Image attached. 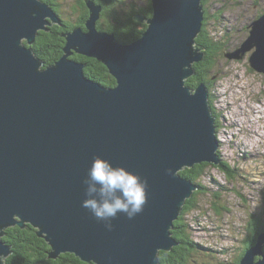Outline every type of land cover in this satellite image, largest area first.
I'll return each instance as SVG.
<instances>
[{"label":"water","instance_id":"1","mask_svg":"<svg viewBox=\"0 0 264 264\" xmlns=\"http://www.w3.org/2000/svg\"><path fill=\"white\" fill-rule=\"evenodd\" d=\"M86 2L85 26L64 33V54L45 66L33 45L50 20L58 22L53 7L0 0V264L11 253L5 230L27 223L51 245L52 258L71 252L95 264H160L158 252L176 243L171 230L182 200L197 188L177 170L218 163L207 88L193 94L186 84L204 58L191 44L201 26L198 0H153L149 28L126 46L98 29L102 8ZM253 24L264 52V15ZM74 53L102 60L116 85L92 82ZM251 64L264 71L260 54ZM96 155L149 183L144 211L132 220L120 214L111 231L81 207ZM261 242L264 230L240 264H264L255 260Z\"/></svg>","mask_w":264,"mask_h":264},{"label":"rangeland","instance_id":"2","mask_svg":"<svg viewBox=\"0 0 264 264\" xmlns=\"http://www.w3.org/2000/svg\"><path fill=\"white\" fill-rule=\"evenodd\" d=\"M124 1L129 2V0ZM132 1H138L136 8L139 11L136 17L139 25L127 34L126 38L133 39L130 43L125 42L124 38L119 39L127 33L126 31L119 32L118 37L112 34L115 36L114 42L119 45L126 46V44H132L141 39L150 26L139 18L142 16L143 9L152 5L153 0ZM204 2L200 5L201 26L194 36L195 42L193 41L192 45L197 43L201 50L210 51L213 54L208 61L205 54L203 60L199 61L209 68L211 73L210 77L202 78L201 82L195 85L197 87H193V83L189 82L190 79H187L186 84L193 90V94L199 85L207 88L208 100L214 109V114H217V124H220L221 121L222 126H220H224V131L221 132L224 134L219 135V131L217 134L216 130L218 148L217 150L213 149L212 153L214 156L216 154L220 156L218 163L210 162L206 166V161H204L196 163L193 167L183 166L181 170L183 172L197 167V170L203 174L201 176L203 179L200 180L202 185L194 182L193 185L197 188L188 194L189 197H186L185 201L183 198L181 207L183 211L180 212L179 217L184 216L181 223L188 225V230L182 237L183 240L187 238L186 240L190 241L192 239V242L200 244L198 245L200 246L199 253L197 250L193 254L188 252L192 264H235L240 255V249L245 247L244 243L246 245L249 243L251 233L255 232L259 237L264 230V222L259 219L258 215L261 216L264 213V195H262L264 194V71L258 70L251 64V54L254 48L243 53L245 48L242 47L246 40L252 36L251 32L248 37L249 31H251V28L248 27L249 23L264 15V0H204ZM58 3L65 4L64 6L60 5L61 10H67L75 1L59 0ZM55 12L57 14L56 10ZM57 17L58 22L50 20L52 26L61 24L58 14ZM204 21L207 24L206 32L203 31ZM51 25L50 27H52ZM47 30H49V26L48 29L40 31ZM228 36L229 38H227ZM260 37L264 40L262 35ZM251 40L257 43L255 37L252 36ZM211 41L223 43V46L221 44L217 48L213 46L214 43H210L209 46L202 44ZM237 44L241 45L237 49L238 51H234V46ZM238 54L243 55L241 58L235 57ZM91 58L102 62L108 68L102 60L96 57ZM109 73L115 78L110 71ZM94 76L86 75L92 82L98 83L97 85L102 87V82L98 79L99 76ZM112 83H114V79L108 82L109 87L116 85V81L115 84ZM215 158L217 157L215 156ZM224 160L225 162L222 163L221 161ZM226 163L229 164L228 169H224ZM185 179L187 182H192L187 177ZM219 194L221 195L218 196ZM188 200H190L189 203H187ZM195 201H197L196 206L193 204ZM184 212L187 213L184 215ZM176 220H174V226ZM252 220L254 222L251 225ZM256 221H259L260 227L254 229ZM257 241L258 239L255 240L254 245L257 244ZM177 245L179 243L176 242L170 249H161L158 252L157 258H159L160 264V258L176 259V254H173L172 250ZM211 247L212 250H206ZM162 251H171L172 258L162 257ZM262 251L264 253L263 248ZM262 255L261 258L264 257ZM6 257H1L4 264ZM183 259L182 257L180 263L183 262ZM217 259L222 261H216Z\"/></svg>","mask_w":264,"mask_h":264},{"label":"trees","instance_id":"3","mask_svg":"<svg viewBox=\"0 0 264 264\" xmlns=\"http://www.w3.org/2000/svg\"><path fill=\"white\" fill-rule=\"evenodd\" d=\"M45 2L49 3L54 10L57 11L58 16L60 17L61 24H54L52 27H49V30L47 31H40L39 35L36 38V41L33 45L34 50L37 52L38 56L40 57L41 61L45 62V66L54 64L63 54V47L66 44V38L63 35L64 33H67L70 30H73L76 27H84L86 20L89 18V8L87 6L86 0H74L75 3L73 5H70L67 10H61L60 5H65L63 3H58L59 0H44ZM97 4H101L103 6V11H101V17L97 21L98 28L107 33L114 34L116 37L119 32L126 31L127 33L119 38L122 40L124 38L126 41L130 43L133 39L126 38L127 34L130 32V30H134L139 23L135 20V17L137 16V12L139 11L136 8V5L138 4V1H132L129 0L128 3H126L124 0H95ZM145 3V2H144ZM205 2H203L204 4ZM140 4V2H139ZM142 4V3H141ZM146 4V3H145ZM67 5V4H66ZM144 5V4H143ZM153 7L151 4L143 9L142 13H145L147 15L153 14ZM77 15V17H75ZM134 27V28H132ZM204 29V30H203ZM203 31H207V24L204 21L203 23ZM252 29V27H251ZM132 30V31H133ZM251 31H249V34ZM224 34L225 32L224 29ZM211 36V34H209ZM210 43H214L213 46L217 47L223 43L220 42H214L211 41L209 43H202L205 46H209ZM218 48V47H217ZM221 48V46H220ZM205 54L207 57V61L209 58L213 55L210 51H206ZM72 58L79 60L83 63H85V74L87 76L95 77L94 75L99 76V80L104 85H110L108 82L114 79V83L116 79L113 78L108 68L105 67V65L102 62H99L95 60L94 58L87 57L85 55H81L78 53H74L72 55ZM195 72L196 74L192 75L191 78H189V82L193 83V87L197 83L201 82L202 78L204 77H210V69L205 67L201 62L194 64ZM104 72V73H103ZM112 77V78H111ZM208 80V79H207ZM209 81V80H208ZM216 115V113H215ZM225 162L222 161V163ZM210 163H205L207 166ZM229 164H224V169H228ZM195 169H188L186 171H180L181 174L184 177H187L191 179L193 182L200 183V180L203 179L201 176L200 170H197V167H194ZM232 170V169H231ZM202 185V184H201ZM217 187L215 186V189ZM207 189V188H206ZM218 191V190H217ZM219 194L218 196H220ZM264 195V194H262ZM217 197V196H216ZM264 199V198H263ZM262 199V200H263ZM194 200V199H193ZM264 201V200H263ZM190 200L187 201L189 203ZM197 201H195L193 204L196 206ZM191 206H193L191 204ZM191 209V208H190ZM187 212H184L185 215ZM259 219L264 222V213L258 214ZM184 218V216H180L179 219L175 221V226L172 231L174 240L179 243L177 247H174L172 250L173 254H176L175 260H167L160 258L161 264H168L167 262H170L171 264H192L189 260V253L193 254L200 246L193 244H189V241L183 240V236H185L186 230H188V227L181 223V220ZM258 218V216H257ZM253 220L250 222V224H253ZM259 221H256V224L254 225V229L258 228ZM5 236H3V239L11 245V253L6 257L5 264H95L94 262H85L83 261L79 256H77L75 253L66 252L62 253L58 258H52L50 257V251H51V245L42 237H40L37 234V228H35L32 224L27 223L25 227H21L19 225L8 227L5 230ZM258 239V234L255 232L251 233V236L249 237V243L246 245L243 249L242 253H240L238 259L235 261V264H240L242 261V257H244L246 250L254 246L255 240ZM188 243V247H186V244ZM183 244V245H182ZM182 245V246H181ZM195 246L194 248H191V246ZM198 246V247H197ZM189 248V249H188ZM189 253H188V252ZM172 252L169 251H162L161 256L165 258H172ZM183 259V262L180 263V260ZM178 254V255H177ZM261 258L260 256H258ZM257 257V260H260ZM190 262V263H189Z\"/></svg>","mask_w":264,"mask_h":264},{"label":"clouds","instance_id":"4","mask_svg":"<svg viewBox=\"0 0 264 264\" xmlns=\"http://www.w3.org/2000/svg\"><path fill=\"white\" fill-rule=\"evenodd\" d=\"M82 183L81 207L102 222L108 231L113 230L112 221L120 214L132 220L144 211L148 201L147 178L102 155L93 157Z\"/></svg>","mask_w":264,"mask_h":264},{"label":"bare ground","instance_id":"5","mask_svg":"<svg viewBox=\"0 0 264 264\" xmlns=\"http://www.w3.org/2000/svg\"><path fill=\"white\" fill-rule=\"evenodd\" d=\"M94 1V3L95 4H97L96 3V1L95 0H93ZM203 2H204V0H198V9H199V12L201 13V8H200V5L201 4H203ZM87 3V2H86ZM97 5H99L101 8H102V10L101 11H103V6L101 5V4H97ZM88 6V5H87ZM152 7H153V14H154V4L152 3V5H151ZM242 6V5H241ZM247 6V5H246ZM234 7V6H233ZM238 7V6H237ZM259 7V6H258ZM240 8V7H239ZM244 8V7H243ZM234 9H236V8H234ZM238 9V8H237ZM251 9H252V7H251ZM241 10H242V8H241ZM253 10V9H252ZM252 10H250V11H252ZM234 11V10H233ZM240 13H241V11H240ZM153 14H151L150 16L149 15H147V14H145V13H142V16H143V19L145 20V22L147 23V24H149V19H151V17H152V15ZM240 15V14H239ZM262 15V14H261ZM256 16V15H255ZM250 19V18H249ZM255 19V18H254ZM135 20L138 22V20H137V18L135 17ZM251 20V19H250ZM254 22H251V23H249V25H248V27L249 28H251L252 27V29H251V32H253L254 31V28L256 27V26H254V24H253ZM52 26V25H51ZM50 27V26H49ZM250 36V34L248 35V37ZM227 38H229V36L227 37ZM230 40H232L231 38H230ZM25 41V39H23V42ZM228 41H229V39H228ZM193 43V41L191 40V44ZM241 44H237V46H234V51H238L237 49L239 48V46H240ZM193 47H194V49L195 50H197V52L198 53H203V54H206V50H201L200 48H199V44H197V43H194L193 45H192ZM247 46H250L251 48L250 49H253L254 48V50L252 51L253 52V54L254 53H258V54H260L263 58H264V52H258V50H257V44H255V43H253V42H251V41H248V40H246V42L242 45V47H244V48H246ZM249 50V49H248ZM227 55H229L228 53H227ZM234 58V57H233ZM236 59V58H235ZM203 60V59H202ZM230 60V59H229ZM228 60V61H229ZM200 61V60H199ZM199 61H195V63H197V62H199ZM257 62H259V59L257 58ZM194 63V61H192V64ZM194 63V64H195ZM252 66H253V64H252ZM213 74H215L214 72H213ZM183 81H184V78H183ZM209 97V96H208ZM207 99L208 98H206L205 97V100H206V103H207ZM218 110V109H217ZM213 116L215 117V119H216V121H214L213 122V125H214V135H215V137H216V139H217V135H216V130H217V134H218V131H219V135H222V134H224V133H221L222 132V130L224 131V126L223 127H221L222 125H221V121L219 122L220 124H217V122H218V117H217V114L215 115L214 113H213ZM233 122V121H232ZM221 125V126H220ZM231 126V125H230ZM238 137V136H237ZM219 140V139H218ZM215 142V141H214ZM243 142V141H242ZM217 144H218V141H217ZM217 144H216V142H215V148H214V150H217V148H218V146H217ZM216 160L217 161H219L220 160V158L218 157V158H216ZM222 162V161H221ZM201 163H203V162H201ZM220 165V164H219ZM231 165V164H230ZM232 166V165H231ZM193 167V166H192ZM183 169V167L181 168H179L177 171H178V173L180 174V176H181V178L182 179H185V177L181 174V170ZM186 180V179H185ZM193 182V181H192ZM194 183V182H193ZM262 188V187H261ZM197 191V190H196ZM183 211V210H182ZM212 225V224H211ZM186 226H188V225H186ZM174 229V228H173ZM173 231V230H172ZM193 232V231H192ZM188 233V232H187ZM191 233V232H190ZM189 233V234H190ZM5 236V235H4ZM190 237V236H189ZM187 239V238H186ZM186 239H184V240H186ZM191 239V238H190ZM6 240V239H5ZM192 240V239H191ZM189 241L190 243L189 244H193L192 243V241ZM187 241V240H186ZM195 243V246L196 245H200L198 242H194ZM188 244V243H187ZM183 245V244H182ZM241 245V244H240ZM194 246V247H195ZM210 246V245H209ZM255 246V245H254ZM186 247H188V246H186ZM198 247V246H197ZM253 247V246H252ZM193 248V247H192ZM235 248V247H234ZM245 248V247H244ZM243 248V249H244ZM262 248L264 249V242H263V244H262V242L260 243V247H259V250L261 249L262 250ZM189 249V248H188ZM197 249V252L199 253L200 251H199V249L198 248H196ZM243 249H240L241 250V252L240 253H242V251H243ZM206 250L207 251H210V250H212V247L211 248H206ZM248 250V249H247ZM246 250V251H247ZM188 252V251H187ZM212 252V251H211ZM195 253V252H194ZM239 253V252H238ZM254 255V254H253ZM208 256V255H207ZM258 256H260V255H258ZM257 256V257H258ZM255 257H256V255H255ZM243 258V257H242ZM259 258V257H258ZM238 259V258H237ZM259 259H261V258H259ZM255 260H257V259H255ZM191 261V260H190ZM216 261H222L221 259H217ZM228 262V261H227ZM221 263V262H220ZM202 264V263H201Z\"/></svg>","mask_w":264,"mask_h":264}]
</instances>
